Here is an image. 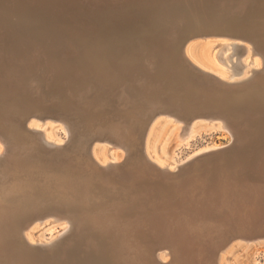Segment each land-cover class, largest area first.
Wrapping results in <instances>:
<instances>
[{
    "label": "bare ground",
    "instance_id": "6f19581e",
    "mask_svg": "<svg viewBox=\"0 0 264 264\" xmlns=\"http://www.w3.org/2000/svg\"><path fill=\"white\" fill-rule=\"evenodd\" d=\"M43 1L49 3V0H0V20L10 22L12 30L15 31H1L3 33L0 34V40L3 41L6 39L9 42H6L4 48L1 47L0 43V130L1 132L3 131L2 133L8 134L6 130L9 125L11 129L16 132V134H14L15 137H12L13 140H15L12 142L14 147L12 159H9L11 161L6 162L3 166L0 165V264H124L119 255V247L126 242L137 250L136 255H138V261L135 264H144V262L146 263L147 260L152 258L148 255L150 249L145 252L146 247L149 246L147 241L152 239V236H150L147 231L146 224L148 223L146 219L149 217V214L151 215L150 207L155 205L154 209L158 210L159 206L162 207L163 205L156 202L154 205L150 206L145 199H143L144 201L141 200L143 197L136 202L133 195H137V191L135 192L134 189H139L140 187L134 188L133 192L135 193L133 194L131 185L142 184V186L146 188L147 185L144 184L145 178L143 179V175L141 176L142 178L140 177L141 180L140 178H133L132 181L135 183H132L130 179L124 180L121 178L122 176H119L118 172L123 171L125 167L121 170L118 164L119 161H121L120 159L123 158L125 151L129 150L133 157L132 160H136V163L138 161L140 162L138 167L141 168L142 171H146L148 168L154 173L150 175L154 184L157 183L158 180L170 184L169 179L166 178L164 180L165 177L163 174H172V169L178 167V160H168L158 156L156 152V142L154 138H151L152 134L150 129L152 124L149 122L154 115L168 110L159 106L158 109H150L143 118H141L142 116L139 118V116L137 117L136 115L135 117L139 119V123H137L136 126L130 121L132 113L122 110H118L116 112L118 116L114 115L113 118L110 116L112 114H108V120L103 118L102 120L98 119L99 117L88 118L86 121L88 122L87 124L79 123V119L76 117V131L78 132L76 134L77 149L76 151L74 150V153L77 158L74 161L67 159L66 161L52 164L49 163L47 159L39 158L40 160H38L37 158H31L32 156L28 157L29 155L23 152L27 150V147H30V152L36 150L41 154L44 148L45 150H53V148L50 149L48 146L55 144V142H58L60 145L61 141L64 139V134L59 135L57 131L59 125L54 124L49 119H51V117H58V119L62 120V118L65 119L66 115L69 118H73L74 110L77 109V105H75L76 102L78 103L84 94H90L91 91L89 87H91V85L96 86L110 82V85L118 86L123 81H125L127 85L128 83L129 85L131 84V79L127 71H132V69L124 71L121 76L118 72L120 71L119 68L109 67L112 66L111 64L114 57L129 63L133 61V52L135 48H137V50L139 49L138 47L146 49L147 46L144 47V39L159 40L160 38L169 37H172L171 41H173L172 45H174L172 47V49L174 48L173 56H176V63L173 62L174 57L173 61L172 59H167L168 63L171 61L173 62L170 64L173 67H166V70L170 69L172 71L170 73L172 74L173 81L179 80L183 82L187 80V83L200 81L204 83L206 89H208V97L213 95L212 89L220 93L223 97L229 96L225 100L224 105L228 107L233 106V111L242 108L247 111V107L260 109L262 115L254 116L251 119V126L253 128L249 129L252 133H255V140H258L259 144L264 146V74L263 77L260 76L261 74L258 75L261 79L255 81L256 83H253L252 80V77L255 75L254 73L260 70L261 67H264V45L261 44V42H264V38L262 39V37H259L260 33L257 31L264 30V20L256 21L259 23L256 26L257 30L254 27L248 28L241 25V21H243L242 18H244L242 17L243 10H249L252 6L256 9L257 7L263 8L264 0H110L111 3L108 6H105L106 4L103 5V3L102 5L89 3L87 7L84 5L81 7V2L65 5L62 3L64 0H56L54 3H50L46 6L45 9L49 11L48 16L41 13L42 7H44L41 5ZM93 1L94 0H92V2ZM57 2H61V4ZM64 18L69 21L67 22ZM230 20H233L235 25H232V21ZM61 35H64V37L69 40H82L81 45L83 44V48L86 42L85 39L94 41V43L99 46L101 54L99 60H92V64L96 63L98 67H72V65L65 67V63L62 62L60 64L59 59H61L63 47L71 46L72 44H63L60 41V39L63 38ZM26 39L31 41L29 44L30 46L24 42ZM36 39L45 43L43 44L45 45L43 49L40 47L43 51H41L42 53H39L41 49L38 50L34 48L35 44L33 43ZM177 39L178 42L174 43ZM200 39L204 41L202 46H198ZM13 40L17 41L14 42ZM116 40L122 41L118 44ZM113 41L119 46L118 48L115 46V43H112ZM43 45L41 43L40 46ZM151 46V48L147 49V52L152 56L151 63L157 67L156 71L158 73H163L164 77L168 78L164 73L163 66L160 64L164 56L161 53L162 45L155 40ZM3 50L8 55V60L11 59L12 62H14L12 67L9 66V61H6ZM28 52L30 54H26ZM45 58H50L48 60L51 61L54 59V62L57 63L58 66L56 67L52 62H48L49 64H47ZM66 59L69 60L68 58ZM17 63L23 64L24 66ZM53 65L54 67H52ZM93 71L98 72V74L96 75ZM115 73L120 76L114 78ZM136 79L139 78L136 77ZM258 81L261 82L257 83ZM130 89H125V92H127L129 96L139 95L135 89ZM97 94L101 95L102 93L99 91ZM86 104L88 105V103ZM81 107H83V104ZM196 112L200 113L199 115L206 113V111L203 113L204 110L201 109L193 113ZM171 115L173 116V119L170 120L171 126L177 129V131L179 130V132H177V145L183 146L189 144L190 139L195 137L198 133L194 124L190 123V125H186L187 127L183 126V123L180 122L185 119H183L181 115L175 113L173 110ZM120 116H123L122 120H119L123 124L119 122L118 124V120H116L117 124H113L114 122L112 123V121L118 119ZM68 117H66L67 120ZM110 117L112 119H110ZM206 117L209 119L206 125H208L210 130H229L232 135V142L241 138L240 134L237 136L232 126L225 122V120L223 121V117L221 118L220 115L213 114L206 115ZM55 120L53 121L55 122ZM67 120L65 119V121ZM110 120L111 122H109ZM124 123H126V125ZM129 123H131L130 126H128ZM120 125H123L125 128H122ZM148 125L149 127L147 129ZM70 127L72 128V126ZM138 127L140 129L136 143L133 145L125 143L123 140L128 138L130 130L135 128V131ZM18 128L21 129L16 130ZM22 128L25 134H20ZM180 129H182L181 132ZM205 129L207 130L208 128ZM64 130L65 128H63V131ZM74 133L72 134L75 135ZM36 134L44 140L45 145L39 143L35 136ZM98 140H103L104 142L100 144L97 143ZM28 142H30V144H28ZM71 144H73L72 141ZM126 145L129 146L128 149ZM217 146L216 144H212L202 149L214 148L213 150H215ZM119 147L126 148V150L122 148L124 153L123 150L120 151L121 148L120 150L118 149ZM68 148L70 147L68 146ZM217 150H219V148ZM1 151L2 145L0 142V154ZM6 152L7 151H5V153ZM238 156L243 157L242 153ZM209 159H211V157ZM234 159L235 156L233 159L229 158L226 163L231 164L234 162ZM129 160L130 161H127V167L131 169L134 165L132 164V160ZM230 164L229 166H231ZM253 166L254 164L250 161L245 167H238V170L234 169L233 176H237L236 181L239 180L238 176H243L248 180L245 183L249 185L247 188L246 185H244L245 187L240 185L241 188L244 189V193L248 194L251 201L246 205L249 210L244 209L243 206L245 210L243 211V215H245V213L248 215L252 213L250 209L252 210L253 208V201L257 200L258 197L262 199V204L264 206V189L260 188L257 190V193L256 191L255 193L253 192L255 198L251 196V185H254V183H260L261 187L264 188V160L260 162V166H257L259 168L262 167L263 170H260V172L256 173ZM114 168L117 170L114 171ZM176 170L178 171V168ZM196 173L198 177V172ZM139 176L140 175H138V177ZM221 178H223V176ZM187 179H189V177ZM200 179L203 180L202 177H200ZM183 180L185 181V178L182 179V182ZM217 180H219L218 175L214 177V181ZM191 181H193V179ZM225 181H223L222 184H224ZM160 182L158 183L160 184ZM231 183H234V181L230 182V184ZM217 184L218 183H216V185ZM177 185L180 186L179 181ZM177 185L172 186H175L174 189H176ZM228 185L229 184H227V187ZM160 186L161 184L159 187ZM191 186L193 185L191 184ZM148 188L150 187L148 186ZM156 189L158 190V187H156ZM181 189H183V187ZM237 189L238 188H236L235 192L238 191ZM139 190H141V188ZM171 190L172 188H170V191ZM145 193V195L149 194H147V191ZM158 193H161V190ZM150 194L153 195V193ZM168 195L166 194V196ZM231 195L232 194H230V197ZM173 196L175 195L173 194ZM138 197L140 198V196ZM227 197L226 195V198ZM232 197L234 198V195H232ZM147 199H149V197ZM152 200H154V198ZM221 202L224 203L225 201H216L218 204ZM219 206L223 208L221 205ZM220 207L218 208L220 209ZM219 209L218 211H220ZM236 209L237 208L233 209V211L230 210L231 213L227 212L228 217L232 214L231 216H233V218H231L229 222L227 221L225 225H228L229 230L237 227L238 229H236L238 232L235 231L236 233L224 235V238L222 236L223 239L220 240L221 243L222 241H226L224 243L226 244L230 239L233 240L234 238L232 237L235 236L249 240L257 238V236L259 237L260 235V233L257 234L256 231L253 230H249V233L243 231L244 229L241 227L242 224L240 223L242 222L240 220L242 217L239 215L240 211L237 210L236 212ZM46 215L52 216L48 218ZM258 215L260 216V214ZM42 216H46L47 218L37 222L36 219ZM217 216L214 215V217ZM228 217L223 218L227 219ZM244 218H249V216L247 217L246 215ZM61 219L63 220L62 222H60ZM249 219H252V217ZM173 221L170 223L171 225H173ZM209 221L211 220L209 219ZM157 222L158 220L156 223ZM256 222L253 224L255 228ZM159 223L160 222H158V224ZM210 224L209 226H211ZM213 225L212 227H216L215 224ZM164 226H162V229ZM245 226L247 225L245 224ZM40 227H42V229L45 228L44 230L47 232L40 234ZM69 227L77 228L78 231L80 230L81 235L74 237L75 235L72 236L71 234L72 237L70 236V240L66 241L64 239L61 243H58L59 237H61ZM223 227L224 226H222L224 234V229L227 226ZM158 229H160V226ZM175 230L174 228L170 230L169 227L167 229L166 226V230L163 232L162 230L161 232L159 231L160 233H157V236L155 235L156 237H154L155 241L164 240L158 244L160 249L161 247H163L162 249H164V247L169 249L168 252L162 254V259H165L164 256L166 255L173 256L170 247L178 245L175 244L176 237H173L177 234ZM219 235L217 234V236ZM206 238L208 237L206 236ZM193 239L192 241H194ZM184 242H181V245L184 244ZM152 244L150 243V245ZM154 244L153 246H156ZM255 245H257V243H255ZM154 248L156 249L157 246ZM222 249L221 247L215 259L217 264H237L234 263V261L224 260L225 254H223V252L225 250L221 252ZM122 251L120 253L121 255ZM254 254L256 256L259 255V250L256 249ZM174 257L176 258L177 254L176 256L174 255ZM187 260H189L188 257ZM131 262L128 260L125 264Z\"/></svg>",
    "mask_w": 264,
    "mask_h": 264
},
{
    "label": "rangeland",
    "instance_id": "374dc122",
    "mask_svg": "<svg viewBox=\"0 0 264 264\" xmlns=\"http://www.w3.org/2000/svg\"><path fill=\"white\" fill-rule=\"evenodd\" d=\"M54 1H56V0H49V3L43 1V3H41V5H43L44 7H42L41 13H44L45 16H48L49 11H47L45 8L48 4L54 3ZM86 1H87V3H86ZM103 1L102 0H94L92 2V0H91V2H92L91 3L90 0H64V1H62V3L65 5H69L70 3L81 2L82 3L81 7H83V5L85 7H87V5H89V3L90 4H101V5L103 3V5L106 4L105 6H108L111 3L110 0H108V1L103 0ZM57 3L61 4V2H57ZM262 7L263 8L257 7V9H256L252 6L249 10H243L242 17H244V18H242L243 21H241V25L248 27V28L254 27L256 29L257 24H259L256 21L264 20V18H263L264 17V6H262ZM84 9H86V8H84ZM77 17L82 18L80 16H77ZM248 17H250V18H248ZM64 19H66V18H64ZM66 21L68 22L69 20L66 19ZM230 21H232L231 22L232 25H235L233 20H230ZM61 24H64V23H61ZM1 31L15 32L14 30H12V25L10 24V22H6L4 20H0V34L3 33ZM257 31L260 33L259 37H262V39H263L264 38V30H257ZM13 34H16V33H13ZM255 36L257 37L256 34H255ZM62 37L63 38H61L60 41L63 44H66V43H72V44H71V46H64L63 47V49H62L63 51H61V53H62L61 59H59L60 64L62 62L65 63L64 64L65 67H69L70 65H72V67H98V65L96 63L92 64V60H99L100 54H101V52L99 51V46L96 43H94V41H91V39L90 40L85 39L86 42L84 41L85 43H84V48H83L82 47L83 44L81 45L82 40H78V39H70L69 40V39L65 38L64 35ZM171 39H172V37L160 38L159 40L155 39L157 42L160 43V45H162L161 53L164 56H163V60L160 61L161 62L160 64H161V66H163L164 73L168 78H165L163 73H160V72L158 73L156 71L157 67L151 63L152 56L149 54V52H147V49L152 47L151 44L154 43L155 40L154 39H152V40L151 39H144L143 40V42L145 43L144 47H146V46L147 47H146V49L143 47H138L139 48L138 50H137V48H135V50L133 52V61L127 63V62L122 61L120 58L114 57V59L112 60L113 62L111 64L112 66H109V67L119 68L121 73H120V71H118V72L121 76L124 73V71L132 69V71H127V74L129 75V77L131 79L130 85H129V83L127 85L125 81L121 82L120 85H118V86H112V85H110V82L100 84V85H96V86L91 85V87H89V90L91 91L90 94H87V93L84 94L82 96V98L80 99V101L78 103L76 102L75 105H77L76 106L77 109L74 110L75 112L73 113V118L72 117L69 118L66 115L65 119L67 120L66 117H68L69 121L68 120L65 121L64 118H62V120H60V119H58V117H51V119H49L54 124L59 125L58 130H57L59 135L64 134L63 135V137H64L63 141H61V143L59 142L60 145L58 144V142H55V144L48 146V148H50V149L53 148V150H49V149L45 150V148H44L41 151V154H39V151L37 152L36 150H33L30 152L31 148L27 147V150H25V152H23V153H25L26 155H29L28 157L32 156L31 158H37L38 160L43 159V158L47 159V161H49V163H52V164H55L56 162L66 161L67 159L74 161L77 158L76 154L74 153L77 149V147H76V141H77L76 140V134L78 132V131H76V128H77L76 117L79 119V123L87 124L88 122H86V121L88 118H98L99 117L98 119L102 120V118L103 119H107V117L109 118L110 114H112L110 116L113 118V116L116 115V112L118 110H122L125 112L132 113V116L130 117V121L132 123H134L136 126L137 123H139L138 122L139 119L137 118L138 116H139V118L141 116H142L141 118H143V117H145V115L148 113V111L150 109H152V108L158 109V107L161 106L163 109L168 110V111H166V112L163 111L162 113L154 115V117L149 121L152 124L150 131L152 134L151 138L152 139L154 138V140L156 142V152H157L158 156H161V158H166L168 160L169 159L178 160V167H176L175 169H172L173 170L172 174H169L171 176H169L168 174H163V176L165 177L164 180L166 178L169 179L170 184H168V182L165 183L164 181L160 182L159 180H158V182H160V184H161L160 187H159L160 184L158 182L157 183L159 185L157 183L154 184V181H152L153 179L150 176V175L154 174L151 172V169L147 168L146 171H142L141 168L138 167L140 162L138 161L136 163V160H134V161L132 160L133 157H132V154H130L129 150L127 151L126 148L124 149L122 147L124 150H126L125 151L126 154H125L124 150L121 147L118 148L119 150L121 148L120 151L123 150V153H124L123 158L120 159L121 161H119L118 165H119V167H121V170L123 167H125V169L123 171L118 172L119 176H122L121 178H123L124 180L130 179V181L132 183H135L132 181L133 178H140L142 175H143V179L145 178L144 184L147 185L146 186L147 190H146L145 186H142V184H138L139 186L137 184L131 185V188H132L131 191L132 192H133V189L136 187L141 188V190H139L140 188L134 189L135 192L137 191V195L140 196V198H139L137 195H133V198L135 197L134 200H136V202H137V200H139V199H141V197H143L141 200L144 201L143 199H145L148 202V204H150V206L154 205L156 202L161 203V205H163L162 206L163 209L161 206H159L158 210L154 209L155 205L153 207H150L151 215L149 214V217L146 219L147 223H148V224H146L147 231H148L149 235L152 236V239L147 241V243H149L150 247L149 246L146 247L145 252H147L150 249L148 255L150 256V258L152 257L151 259L153 261L150 259L152 262L150 260H147L146 263L144 262V264H161V263H163V264H178V263L179 264H194V262H195V264H203V262H204V264H217L215 259L217 258V253L220 252L221 247L223 248L221 250V252L225 250L223 252V254H225L224 260L234 261V263H237V264H264V235H263L264 234V230H263L264 229V219H263L264 218V206L262 204L263 201L260 197H258L257 200L253 201V203H254L252 205L253 208H252V210L250 209V211L252 212L251 213L252 215L255 214V215H253L255 218L251 214L248 215L245 213V215H243L244 214L243 211H245L244 209H246V210L248 209V207H246L247 203L251 202V201H250L248 194L244 193L245 191L243 188H241L240 185H242L243 187H245L244 185H246V188H247V186H249V185H247V183H245V182L248 180H246L243 176H238L239 180L236 181L237 176H233L234 171H235L234 169L238 170L237 169L238 167L239 168L245 167L248 163H250V161H252V163L254 164L253 168L256 171V173L260 172V170H263L262 167L259 168L257 166H260V162L262 160H264V146H261L259 144L258 140H255V138H256L255 133H252L250 130L251 128H253L251 126V124H252L251 119L254 116L256 117V116L262 115V112L260 111V109L254 108V107H247V111H245V109H243V108L240 110L237 109V110L233 111L232 110L233 106L228 107V106L224 105L225 100L229 96L223 97V96H221L220 93H217L214 89H212L213 95L208 97V89H206L205 84L201 83L200 81H196L195 83H187V80H185L183 82H181L179 80L173 81L172 74L170 73L172 71L170 69L166 70V67H173L170 65L171 62L173 61V57H174L173 62L176 61V59H175L176 56H173V51H174L173 49L174 48L172 49V47L174 45H172L173 41H171ZM0 41H2V40H0ZM13 41L16 42L17 40H13ZM121 41L122 40H119V41L116 40V43L120 44ZM6 42H8L6 39L3 40L2 42H0L1 47L4 48L6 46ZM24 42L29 45L31 41L29 39H26ZM35 42H37V43H35ZM35 42L33 43L36 45V46L34 45V48H37L38 50H40L41 48L43 49L45 47V45H43V44H45L44 42H41L38 39H36ZM176 42H178V39L174 43H176ZM199 42L200 43L197 42L198 46H202V44L204 43L203 39H200ZM41 43L43 46H40ZM112 43H115V42L113 41ZM261 44L264 45V42H261ZM46 45H47V43H46ZM115 46L117 48L119 47L117 44ZM42 49L40 50V52L39 51L38 52L42 53L43 52ZM3 52L5 53L4 56H5L6 61H7L8 55L6 54V52L4 50H3ZM198 52H202V51H198ZM26 54H30V53L28 52ZM66 58H68L69 60H67ZM48 59H50V58H45V61H47V64L52 62L56 67L58 66V64L54 62V59H52L53 61L48 60ZM167 59H172V61L170 63H168ZM134 60H137V61H134ZM8 61L10 63L9 66L12 67L14 65L13 64L14 62H12L11 59H9ZM17 64H19V63H17ZM19 65L24 66L23 64H19ZM54 65L52 67H54ZM18 67H20V66H18ZM93 72L96 75L98 74V72H96V71H93ZM76 73H78V72H76ZM169 74H170V76H169ZM254 74L255 75L252 77V80H253V83H256L255 81L261 79L260 76L263 77L264 67H261L260 70H257V72H255ZM120 75L115 73L114 78H117ZM258 75H260V76H258ZM136 77L139 79H136ZM260 82L261 81H258L257 83H260ZM183 83H185V84H183ZM127 88L128 89H130V88L135 89L136 92L139 93V95H133V96L130 95L129 96V94L127 92H125V89H127ZM96 91L97 92L101 91L102 94L98 95ZM263 95H264V92H263ZM89 100L91 101V103ZM87 101H89V102H87ZM72 103H74V102H72ZM86 103H88V105H90V104L91 105L88 106ZM82 104H83V107H81ZM84 104L86 105V107ZM137 104H138V106H137ZM90 107L93 109H91ZM28 108L32 109L31 107H28ZM199 108L201 110H204L203 113H205V111H206V113L203 115H199L200 113H197V112L193 113L196 110H200ZM252 108H254V109H252ZM33 109H36V108H33ZM124 109H126V110H124ZM101 110H102V112H101ZM172 110L175 113L181 115V117H183V119H185L184 120L185 122L183 120H182L183 122L182 121L180 122V123H183V126H186V125L188 126V125H190V123H192V124H194L195 129L198 131L196 136L190 139L189 144H187L188 146L187 145H183V146L177 145V141H178L177 132H179V130L177 131V129H175L171 126L170 120L173 119V116L171 115ZM190 111H191V113H190ZM192 113H193V115H192ZM77 114H79V115H77ZM213 114H218V115H220L221 118L223 117L222 120L223 121L225 120V122L230 124L232 126L235 134L237 136H239V134H240L241 138L239 140H235L232 142V135H231V132L229 130H227V129H211L210 130L208 125H206V124H208V120H209V119H207L206 115H213ZM136 115H137V117H135ZM170 115H171V117H170ZM116 116H118V115H116ZM61 117H64V116H61ZM111 117H110V119H112ZM122 117L123 116L118 117V119L113 120L112 123L114 122L113 124H117L119 122L120 124H123L119 121L120 119L122 120ZM52 119L53 120L57 119L58 121L55 120V122H54ZM116 120H118L117 123H116ZM109 122H111V120ZM184 123H185V125H184ZM232 123H234V124H232ZM67 124H68V126H67ZM124 124L126 125V123H124ZM130 124L131 123H129L128 126H130ZM175 124H177V123H175ZM149 125L147 126V129H148ZM70 126H72V128ZM128 126H127V128H128ZM121 127L125 128V127H123V125ZM8 128H9V130H8ZM63 128H65L64 131H63ZM205 128H208V129L206 130ZM19 129H21V128H18L16 130H19ZM134 129L130 130V132L127 131V132H129L128 138L123 140L128 145H133L136 143V139L139 135V129L140 128L138 127V129L135 131H134ZM147 129H146V131H147ZM7 130H6V133H8L9 135L2 133L3 131L1 132V130H0V142L2 145V151L0 154V165L1 166H3L6 162L11 161L9 159H12L11 158L12 157V151L14 149L12 142L15 140H13L12 137H15L14 134H16V132L13 129H11V127L9 125L7 127ZM100 130H102V129H100ZM10 131H12V132H10ZM181 131H182V129H180V132ZM72 133H74L75 135H73ZM20 134H25L23 128H22V130H20ZM35 136H36V138L40 144L45 145L44 140L42 138H40V136H37V134ZM66 138H69V139H66ZM73 138H75V139H73ZM1 140H5V141H1ZM71 141L73 142V144H71ZM63 142H64V144H63ZM102 142H104V141L103 140L97 141V143H100V144ZM65 143H66V145H65ZM229 143H230V145H229ZM28 144H30V142H28ZM212 144L218 145L215 148V150L217 152L215 150H213L214 148H207V149L205 148V150L202 149V148H204L206 146H210ZM128 145H126L127 149L129 147ZM224 145H225V147H224ZM68 146L70 148H68ZM218 148H219V150H217ZM225 148H227L228 150ZM3 150H5L7 152L5 153V151H3ZM44 150H45V153H44ZM197 150H198V152H197ZM50 151L52 152V154ZM82 151H83V149H82ZM46 152H48V153H46ZM241 153H242L243 157L238 156ZM45 154H47V155H45ZM234 156H235L234 162L231 164L229 163L231 165V166H229V164L226 162L229 158L233 159ZM210 157H211V159H209ZM129 159L132 160V164L134 165V167L131 169L127 167L128 166L127 161H130ZM183 165H185V166H183ZM184 167H186V168H184ZM177 168H178V171L176 170ZM199 169L200 170L203 169L204 170V171L202 170L203 173ZM217 169L219 172L217 171ZM116 170L117 169L114 168V171H116ZM195 170H196V172H198L199 179L196 175L197 173L195 172ZM239 170H241V169H239ZM176 172H177V175H176ZM174 173H175V175H174ZM200 174H202V175H200ZM138 175H140V176L138 177ZM190 175H191V177H190ZM216 175H218L219 180L214 181V177H216ZM173 176H175V177H173ZM204 176H205V178H204ZM222 176L225 179L221 178ZM186 177L187 178L189 177V179H187ZM200 177H202L203 180H201ZM141 178H140V180H141ZM184 178H185V181L183 180V182H185V183L182 182V179H184ZM190 179L191 180L193 179V181H191ZM222 179H223V181L226 180L224 182V184H222L223 183ZM173 181H174V183H173ZM178 181H179L180 186L177 185ZM186 181H188V182H186ZM194 181H196V182H194ZM232 181H234V183L230 184V182H232ZM171 182H172V184H171ZM216 183H218V184L216 185ZM163 184H165V185H163ZM191 184L193 186H191ZM208 184H211V185H208ZM227 184H229L228 187H227ZM172 185H177L176 186L177 188L174 189L175 186H172ZM148 186L150 188L152 187L151 189L153 192L151 191L150 188H148ZM155 186L158 187V190L156 189ZM230 186H231V189H230ZM182 187H183V189H181ZM226 187L229 189H227ZM233 187H235V188H233ZM164 188L166 189V191ZM170 188H172L171 191H170ZM212 188H213V190H212ZM236 188H238L237 190L239 192L238 191L235 192ZM260 188L264 189L263 187H261L260 183H254V185H251V189H252L251 196H252V198H255L254 193H255V191L257 193V190H259ZM223 189H224V191H223ZM160 190H161L162 194L158 193V192H160ZM146 191H147V194L149 193L148 195H145ZM240 191H241V193H240ZM135 192H133V194ZM220 192H223V193H220ZM150 193H153V195ZM154 194H156V195H154ZM166 194L167 195L169 194V195L166 196ZM173 194L175 196H173ZM230 194L234 195V198L232 197V195L230 197ZM162 195H164V196H162ZM226 195L228 196L227 198H226ZM145 196H147V197H145ZM155 196H157V197H155ZM257 196H259V195H257ZM148 197H149V199H147ZM178 197H179V199H178ZM220 197H222V198H220ZM246 197H248V198H246ZM153 198H154V200H152ZM150 199L152 202L150 201ZM217 200H219V201L223 200V202L224 201L225 202L224 203L221 202L222 204L221 203L218 204V203H216ZM216 204H217V206H216ZM219 205H221L223 208H221ZM243 206H244V209H243ZM218 207H220V209ZM209 208H210V211H209ZM217 208L220 211H218ZM235 208H237L236 212H237V210L240 211L239 215H240V217H242L240 219L242 222H240V223L242 224L241 227L244 229L243 231L248 232L249 230L250 231L253 230V231H256L257 234L260 233V235H259V237L257 236V238H253V239H249V240L248 239L247 240L242 239L240 237L235 236V237H232V238H234L233 240L230 239L226 244H224L226 241H222V243H221L220 240L223 239L227 234L229 235L230 233H234L235 231L238 232L237 227H235L234 229L230 227L231 229L229 230L228 225H225V224H227L226 223L227 221L229 222V220L231 218H233V216H231L232 214H230L228 217L227 212L231 213L230 210L233 211V209H235ZM211 210H213V211H211ZM223 210H224V213H226V214L223 213ZM152 213H153V216H152ZM159 213H161V214H159ZM258 214H260V216ZM214 215L215 216L219 215L221 218L219 216L214 217ZM246 215H247V217L249 216V218L252 217V219L244 218V217H246ZM46 216L49 218L52 215H49V216L46 215ZM46 216L39 217L38 219H36V221L40 222L41 220L46 219L47 218ZM170 216H171V218H170ZM211 216H213V217H211ZM156 217H158V218H156ZM195 217L197 218V220ZM207 217H209V218H207ZM223 217H228V218L226 219ZM213 218H215V219H213ZM204 219H205V221H204ZM209 219L215 223H212L211 221H209ZM218 219H220L222 222ZM157 220H158V222H160L159 224H158V222L156 223ZM62 221L63 220L61 219L60 222H62ZM172 221H173V223H172L173 225L170 224ZM223 221H225V222H223ZM219 222H221L222 224ZM255 222H256V228L257 229L255 228V226L253 227V224ZM208 223L209 224L211 223L210 224L211 226H209ZM248 223H249V225H248ZM213 224H215L216 227H212ZM216 224H218V225H216ZM245 224L249 227L245 226ZM261 225H263V226H261ZM159 226H160V229H158ZM162 226L165 227V229L163 227L164 230H166V226H167V229L169 227L170 230L173 228L176 229L175 231L177 232V234L173 237H176L175 244L179 245V246L173 245V247H170L171 248L170 250L173 253V256H171V255L164 256L165 259L168 258V259H166V261H165V259H162V254H164L165 252H168L169 249L166 247H164V249H162L163 247H161V249H160V247H158L159 246L158 244H160L159 242L164 241V240L163 239L158 240V241L154 240V237L157 236V233L159 234L161 232V230H162V232L164 231L162 229ZM170 226H171V228H170ZM207 226H209V227H207ZM222 226H224V227L227 226L224 229V234H223ZM230 226H232V225H230ZM194 228H195V230H194ZM196 228H198V229H196ZM44 229H42V227H40L39 233L44 234L45 232H47ZM201 231H203V232H201ZM198 232H199V234H198ZM213 232H214V235H213ZM150 233H152V234H150ZM71 234H72V236L75 235L74 237H76V236L78 237L81 235L80 230L78 231L77 228H70L69 227L62 234V236H61L62 238L59 237L60 239H59L58 243L59 242L61 243L64 239L66 241L70 240L72 237ZM200 234H201V236H200ZM217 234L218 235L220 234L221 237H220V235L217 236ZM202 235L204 238L202 237ZM206 236L208 238H206ZM222 236H223V238H222ZM193 238H195V239H193ZM192 239L194 241H192ZM201 239L202 240L204 239V240L202 241ZM212 239H213V241H212ZM252 240H256V241H252ZM184 241H186V242H184ZM181 242H184V244L181 245ZM258 242H261V243H258ZM150 243L151 244L155 243L154 245H156L157 248L155 249L154 247H156V246H153V244L150 245ZM255 243H257V245H255ZM206 245H209L210 247L206 246ZM218 245H220V246H218ZM198 246H200V247H198ZM195 247H196V249H195ZM177 248H179V249H177ZM122 249H123V251H122ZM256 249L259 250V255H257V256L254 254V251ZM119 250H120L119 255H120L121 261L123 260L124 264H125V262L127 263L128 260H129V262L132 261L129 264H133V263L135 264L138 261V255H136L137 250L132 245H130L129 243L126 242V243L121 244L119 247ZM121 251H122V255L120 254ZM151 251H153V252H151ZM154 252H155V254H154ZM176 254H177V257L175 258L174 255L176 256ZM187 254H189V255H187ZM199 254L201 257L199 256ZM204 255H206V256H204ZM186 256L188 257L189 260H187ZM205 260H206V263H205ZM189 261H191V262H189ZM199 261H200V263H199Z\"/></svg>",
    "mask_w": 264,
    "mask_h": 264
}]
</instances>
